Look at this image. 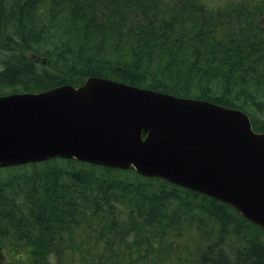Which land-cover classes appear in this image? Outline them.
Listing matches in <instances>:
<instances>
[{
	"label": "trees",
	"instance_id": "trees-1",
	"mask_svg": "<svg viewBox=\"0 0 264 264\" xmlns=\"http://www.w3.org/2000/svg\"><path fill=\"white\" fill-rule=\"evenodd\" d=\"M262 1L0 0V91L104 76L243 109L264 131ZM0 264H264V230L134 168L54 158L0 168Z\"/></svg>",
	"mask_w": 264,
	"mask_h": 264
},
{
	"label": "water",
	"instance_id": "water-1",
	"mask_svg": "<svg viewBox=\"0 0 264 264\" xmlns=\"http://www.w3.org/2000/svg\"><path fill=\"white\" fill-rule=\"evenodd\" d=\"M56 156L134 165L230 203L264 228V132L239 109L97 76L0 97V166Z\"/></svg>",
	"mask_w": 264,
	"mask_h": 264
},
{
	"label": "rangeland",
	"instance_id": "rangeland-1",
	"mask_svg": "<svg viewBox=\"0 0 264 264\" xmlns=\"http://www.w3.org/2000/svg\"><path fill=\"white\" fill-rule=\"evenodd\" d=\"M208 2L209 4H213V5H220V4H224L227 0H203ZM234 1H242V0H234ZM227 3V2H226ZM45 62V61H44ZM0 69H1V63H0ZM19 89H13V88H5L2 91H0V94H5V93H9L11 91H16Z\"/></svg>",
	"mask_w": 264,
	"mask_h": 264
}]
</instances>
